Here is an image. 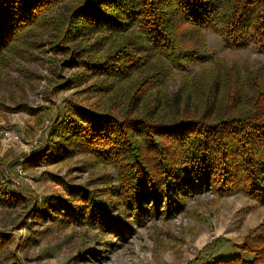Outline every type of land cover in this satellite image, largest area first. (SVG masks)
<instances>
[{"label": "trees", "instance_id": "1", "mask_svg": "<svg viewBox=\"0 0 264 264\" xmlns=\"http://www.w3.org/2000/svg\"><path fill=\"white\" fill-rule=\"evenodd\" d=\"M205 30L216 31L229 47L264 51V0H0V84L16 60L8 54L15 51L22 67L29 61L26 43L35 31L39 39L50 36L53 49L69 47L82 68L72 86L105 78L89 91L99 101L106 97L105 103L72 104L34 162L49 165L87 153L112 166L116 179L105 182L104 197L65 183L70 200L61 194L44 202L36 197L34 211L58 209L67 222L120 235L128 225L125 212L140 221L172 204L185 205L192 193L224 195L239 187L264 201V76L258 72L246 89L237 69L203 54L198 42ZM198 62L216 67L192 74L189 65ZM175 69L183 74L180 85L163 96L164 78ZM222 72L233 76L230 82ZM151 76L155 84L148 87ZM130 82L135 85L128 89ZM139 99H153L154 112L142 110ZM1 179L0 194L8 193L11 204L21 200ZM7 243L0 233V252ZM235 246L250 257L204 264H264V221Z\"/></svg>", "mask_w": 264, "mask_h": 264}, {"label": "rangeland", "instance_id": "2", "mask_svg": "<svg viewBox=\"0 0 264 264\" xmlns=\"http://www.w3.org/2000/svg\"><path fill=\"white\" fill-rule=\"evenodd\" d=\"M202 34L198 46L203 54L217 57L227 68L237 69L247 82L246 89L248 84L255 83L251 78L258 72L264 76V51L253 45L229 47L213 30ZM188 37H184L185 42ZM32 39L31 45L26 43L30 59L25 67L14 57L15 51L7 55V59L16 60L3 72L0 84L1 184L22 198L11 204L8 193L0 194V233L8 240L0 252V264H204L212 258L227 259L236 254L250 257L235 244L242 243L245 235L264 221V201L239 187L224 195L210 190L199 195L187 194L185 205L172 204L168 210L161 208L140 221L125 212L128 225L120 235L104 234L78 221L67 222L58 209L50 208L51 213L46 214L34 211L31 205L36 197L44 202L54 194H61L70 200L65 183L104 197L105 182L116 179L117 174L112 166L82 152L49 165L34 162L56 128L57 120L68 117L72 104L93 103L100 107V101L105 103L106 97L99 101L98 95H89L93 89L90 85L103 81L104 77H91L83 85L72 86L71 78L82 68L69 55V47L53 49L51 37L46 34L39 39L36 31ZM214 63L198 62L189 68L195 74L197 70L216 67ZM21 72L31 81L23 79ZM223 74L230 82L233 76ZM182 76L176 69L166 74L161 86L163 96L177 91ZM152 79V76L145 79L148 87L154 86ZM133 85L130 82L128 89ZM140 85L147 87L143 82ZM159 87L150 89L152 95ZM139 101L142 110L154 112L153 99ZM74 202L82 201L74 198Z\"/></svg>", "mask_w": 264, "mask_h": 264}]
</instances>
